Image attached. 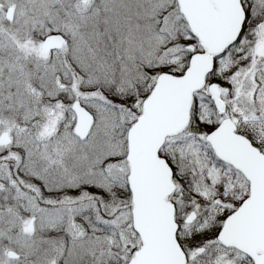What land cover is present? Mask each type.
I'll list each match as a JSON object with an SVG mask.
<instances>
[{"label":"snow or ice","instance_id":"obj_1","mask_svg":"<svg viewBox=\"0 0 264 264\" xmlns=\"http://www.w3.org/2000/svg\"><path fill=\"white\" fill-rule=\"evenodd\" d=\"M26 5L0 39V238L32 264H264V0Z\"/></svg>","mask_w":264,"mask_h":264},{"label":"rangeland","instance_id":"obj_2","mask_svg":"<svg viewBox=\"0 0 264 264\" xmlns=\"http://www.w3.org/2000/svg\"><path fill=\"white\" fill-rule=\"evenodd\" d=\"M0 2H5V0H0ZM8 6H14L15 11H14V16H13V21L11 23H8L5 20V23L3 24V26H0V33H3V35H0V39H8L7 34H6V30L11 29V30H15L17 27H19L20 23H22V17L20 16V12H21V7L24 6L25 10L27 11V16H32L33 12L32 11H28V7L26 5V0H7L6 2V7ZM37 4H33L31 7L35 8L37 7ZM10 42V40H9ZM5 103L7 104L8 101L6 100ZM13 104H15V98H13L12 101ZM5 115H9V113H5ZM39 237V233L37 234V238ZM9 246V249H12L13 251L16 252H21V259L19 261L17 260H12V259H7V257L5 256V261H2L0 264H32L33 261H35L37 259V257L35 255H28L27 256V261H25L24 256H25V252L22 251L17 244H15L14 242H10L7 243ZM7 248V250H8ZM7 261V262H6Z\"/></svg>","mask_w":264,"mask_h":264},{"label":"flooded vegetation","instance_id":"obj_3","mask_svg":"<svg viewBox=\"0 0 264 264\" xmlns=\"http://www.w3.org/2000/svg\"><path fill=\"white\" fill-rule=\"evenodd\" d=\"M8 7H10V6H8ZM8 7H6V10ZM12 7L14 8V6H12ZM14 11H15V8H14ZM13 16H14V12H13ZM7 243H10V241L7 238H0V263L2 261H5V256L7 257L8 260L9 259L16 260L15 251H13L12 249H9L8 248L9 245ZM7 248H8V250H7ZM10 251H13L15 253V257L10 256V254H9Z\"/></svg>","mask_w":264,"mask_h":264},{"label":"water","instance_id":"obj_4","mask_svg":"<svg viewBox=\"0 0 264 264\" xmlns=\"http://www.w3.org/2000/svg\"><path fill=\"white\" fill-rule=\"evenodd\" d=\"M13 12H14V9H13V7L10 6V7L7 8L6 14H7V16H12L13 17ZM160 187L162 188V185ZM9 254L11 256H15L13 252H9Z\"/></svg>","mask_w":264,"mask_h":264}]
</instances>
